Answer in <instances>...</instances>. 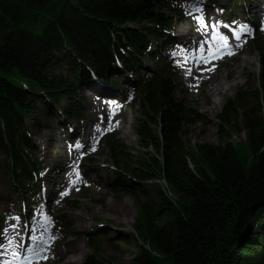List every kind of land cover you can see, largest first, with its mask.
Returning a JSON list of instances; mask_svg holds the SVG:
<instances>
[{
  "label": "trees",
  "instance_id": "16d2710c",
  "mask_svg": "<svg viewBox=\"0 0 264 264\" xmlns=\"http://www.w3.org/2000/svg\"><path fill=\"white\" fill-rule=\"evenodd\" d=\"M230 1L220 8L224 16H247L244 0ZM163 3L0 0V204H6L3 194L7 197L9 190L25 213L48 203L42 188L47 167L33 132L41 127V115L62 112L61 128L69 122L83 127L89 99L84 91L109 94L129 83L139 94L142 116L135 132L145 155L124 152L118 133L106 135L105 144L117 167L111 186L132 195L140 210L133 236L140 252L131 264H264L260 36L253 40L261 55L260 86L240 89L219 115L221 137L229 128L247 131V152L230 142L193 145L185 127L201 118L177 101L173 77L178 67L160 52L161 46L169 52L178 43L174 17L163 11ZM170 10L177 11L175 6ZM257 96L261 111L249 104ZM159 178L168 189L160 184L150 193L144 188V182ZM87 239L93 252L82 264H113L98 255L96 237Z\"/></svg>",
  "mask_w": 264,
  "mask_h": 264
},
{
  "label": "rangeland",
  "instance_id": "374dc122",
  "mask_svg": "<svg viewBox=\"0 0 264 264\" xmlns=\"http://www.w3.org/2000/svg\"><path fill=\"white\" fill-rule=\"evenodd\" d=\"M214 1L225 8L231 2L165 0L163 3V11L174 17L175 36L179 38V44L171 52L173 63L180 69L173 77L176 82L175 97L177 101L195 109L201 118L193 120L185 127L187 141L193 145L230 142L246 153L247 131L241 126L238 130L229 128L228 135L221 137L218 133L219 115L227 100L240 89L251 92L261 84L260 49L253 44V40L260 36L264 47V0H244L243 5L246 12L251 15L252 26L248 24L247 16L237 15L235 19L224 17L219 7L214 6ZM170 3L177 7L174 14L170 10V7H173ZM253 6L257 8L252 10ZM258 8H263L259 15ZM210 20L214 27L220 28L218 36L221 39L220 46H212V50L217 51L222 46L226 48L209 57L214 61L208 67L210 69L208 76L185 83L184 75L191 74V71L185 73L184 63L187 60L183 57L185 54L183 41L200 39L202 44L208 43L203 35ZM232 43L235 48H231ZM160 52H164V46H161ZM206 53L212 52L208 50L203 53V58L207 59ZM221 55L224 56L221 58L219 57ZM244 57H248L249 62L242 70L237 83L224 97L218 96L221 102L214 110L205 111L211 105L209 88L205 85L203 90L205 95L200 93L198 82L215 81L222 75L227 76L225 82L230 85L232 75L241 71L239 62ZM148 61L153 67L154 61L152 59ZM194 72L198 73L199 69H195ZM124 79L126 78H119L123 82ZM124 89V94L122 90L114 92L119 98L94 97L84 103L86 118L74 140L70 139L68 131H73L75 126H72L74 129L68 128L65 132L60 128L66 120L62 112L41 115L39 119L41 127L34 128L33 132L34 140L40 146V158L47 167L42 173V188L45 191L44 197L48 198L46 193L50 192L49 203L38 207L31 216L33 212L25 214L24 211H20L16 204L17 196L13 191L9 190L5 198L3 194V203L6 204H0V227L6 228L3 233L6 237L8 235L9 239L3 246L0 244L2 254L0 264H64L69 256H66L63 250L70 247L76 249L75 255L69 257L71 258L69 264H82L93 252L87 239L90 235L99 241L98 255L113 264H131L133 258L139 254V245L133 240V236L140 210L132 195L111 186L117 167L105 144L106 135L118 133L119 143L125 146L124 152L134 157L143 158L145 155L138 145L135 132L137 120L142 116L139 94L129 91V86H125ZM84 94L90 96L91 93L86 90ZM249 104L257 111L263 108L259 96L252 98ZM240 113H243V109ZM159 179L162 181L144 182V188L150 193L160 187V184L168 189L166 181L163 178ZM166 192L170 195L169 190ZM152 199L156 200L153 194ZM124 203L131 213L127 217L118 218L113 206ZM9 204H13L14 207L10 208ZM13 211L21 213L20 220L9 219L3 224L1 215ZM38 235H42L41 241H35L34 238ZM32 246H35L36 250L30 254L28 251ZM80 248L85 249L84 253L80 254ZM3 254L10 257L3 258Z\"/></svg>",
  "mask_w": 264,
  "mask_h": 264
},
{
  "label": "bare ground",
  "instance_id": "6f19581e",
  "mask_svg": "<svg viewBox=\"0 0 264 264\" xmlns=\"http://www.w3.org/2000/svg\"><path fill=\"white\" fill-rule=\"evenodd\" d=\"M255 8H257V6H253L251 9L254 10ZM259 9V8H258ZM258 15L260 13L263 12V8L258 10ZM251 17V15L249 13H247V18L249 19ZM251 19V18H250ZM220 28L218 26H213L212 21L210 20V23H208V25H206L205 27V33L203 35L204 38H206V40L208 41V43H204L202 44L199 40H184L183 41V45H184V58L187 60L184 63V69L186 70L185 73H187V71H191V74H185L184 75V82L185 83H191L192 81H194L195 79L202 77V76H208L207 74H210V69H208V67L210 66V60L205 61V58H203V53L205 51H213L212 50V46H217L219 45L220 42V38L218 36ZM213 42V43H212ZM186 46V47H185ZM220 46V45H219ZM235 45H233V43L231 44V48H235ZM226 47H221L222 50H224ZM214 52V51H213ZM190 60V61H188ZM249 62V58L248 57H244L242 59V61L239 62V66L242 68L241 71L236 72L234 75H232V83L230 85H228V83L225 82V80L227 79L225 77H223L222 75L219 76V78L215 81H209V80H205L202 82H198L199 84L198 86V90L200 91V93H203V90L205 89V87L208 85L207 88L208 89V94H209V98H210V106L208 108L205 109V111H209V110H214L221 102V99H218V96H222L224 97L233 87L234 85L237 83L240 74L242 73V70L247 66ZM195 69H199V72L196 73L194 72ZM237 70V69H236ZM199 75V76H198ZM198 76V77H195ZM206 85V86H205ZM205 95V94H204ZM205 100H207L205 98ZM80 127V126H79ZM81 128V127H80ZM115 210H113L116 214L117 217H127L130 215V210L129 207L124 203L121 204L120 206H113ZM13 208V207H11ZM33 212V213H31ZM28 213H31L30 215L33 216L34 215V211H32L30 209V211H28ZM10 216L8 217H4L2 216V223H6V221L10 220H20V213L17 211H13L12 213H9ZM17 218V219H16ZM18 221V220H17ZM71 225V224H70ZM6 230V228H1L0 227V244L1 246H3V244H5L9 237L7 235V237L5 236V234L3 233ZM42 235H38L36 236L34 239H36L35 241H41ZM5 240V241H4ZM75 249L73 247H70L67 250H63V253L66 254V256H74L75 255ZM79 249V248H78ZM36 250V247L32 246L30 248V250L28 251L30 254H33V252ZM84 248H80V254L84 253ZM79 251V250H78ZM8 252V251H6ZM9 253V252H8ZM6 257H10V255H5ZM3 254V258H6ZM67 257V260L64 262V264H69L71 261V258ZM2 259V254H1V249H0V260Z\"/></svg>",
  "mask_w": 264,
  "mask_h": 264
}]
</instances>
